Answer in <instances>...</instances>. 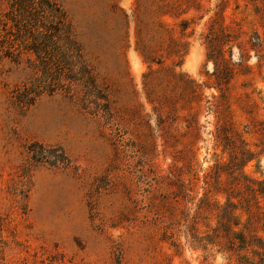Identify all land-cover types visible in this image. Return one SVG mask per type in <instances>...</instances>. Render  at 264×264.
Listing matches in <instances>:
<instances>
[{
    "label": "rangeland",
    "instance_id": "obj_1",
    "mask_svg": "<svg viewBox=\"0 0 264 264\" xmlns=\"http://www.w3.org/2000/svg\"><path fill=\"white\" fill-rule=\"evenodd\" d=\"M0 264H264V0H0Z\"/></svg>",
    "mask_w": 264,
    "mask_h": 264
}]
</instances>
